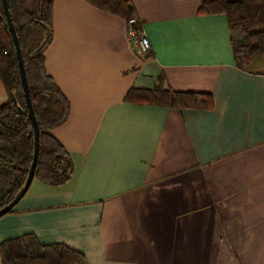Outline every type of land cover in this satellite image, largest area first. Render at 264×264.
Segmentation results:
<instances>
[{
	"label": "crops",
	"instance_id": "1",
	"mask_svg": "<svg viewBox=\"0 0 264 264\" xmlns=\"http://www.w3.org/2000/svg\"><path fill=\"white\" fill-rule=\"evenodd\" d=\"M93 1L53 0L44 52L69 105L50 134L72 177L33 179L0 245L32 235L84 264H264V53L237 68L226 18L199 15L203 0H130L150 44L139 55L126 20ZM157 86L213 108L125 100Z\"/></svg>",
	"mask_w": 264,
	"mask_h": 264
},
{
	"label": "trees",
	"instance_id": "2",
	"mask_svg": "<svg viewBox=\"0 0 264 264\" xmlns=\"http://www.w3.org/2000/svg\"><path fill=\"white\" fill-rule=\"evenodd\" d=\"M19 41L29 94L39 130V154L34 179L57 187L70 180L69 154L50 132L65 123L69 105L45 71L44 52L51 40L53 0H7ZM100 10L124 20L134 17L130 0H94ZM199 15L225 16L235 66L244 69L264 53V0H203ZM0 81L8 95L0 107V209L23 187L32 161L34 135L29 120L17 59L0 0ZM130 103L211 110L210 95L174 93L157 86L130 90ZM2 264H84L82 254L63 245H40L32 235L0 245Z\"/></svg>",
	"mask_w": 264,
	"mask_h": 264
},
{
	"label": "water",
	"instance_id": "3",
	"mask_svg": "<svg viewBox=\"0 0 264 264\" xmlns=\"http://www.w3.org/2000/svg\"><path fill=\"white\" fill-rule=\"evenodd\" d=\"M1 5L3 8L4 16H5L7 26L9 29V33L11 35L12 42H13L14 49H15L17 66H18V71H19V76H20V81H21V87H22L26 107L28 110L29 120L32 125L33 135H34V145H33L32 161H31V164L28 170L26 181L23 187L18 192V194L14 197V199L8 205L0 209V218L8 214L28 191L34 179V172H35L36 164L38 161V154H39V130H38V125H37V121L35 118V114H34L33 107H32V102H31V98L29 94L28 82H27V78H26V74L24 70V64H23V59H22L21 50L19 46V41L16 35L14 25L11 20L7 0H1Z\"/></svg>",
	"mask_w": 264,
	"mask_h": 264
},
{
	"label": "built area",
	"instance_id": "4",
	"mask_svg": "<svg viewBox=\"0 0 264 264\" xmlns=\"http://www.w3.org/2000/svg\"><path fill=\"white\" fill-rule=\"evenodd\" d=\"M127 39L135 52L144 55L150 48L149 41L143 32V27L136 17H132L126 21Z\"/></svg>",
	"mask_w": 264,
	"mask_h": 264
}]
</instances>
